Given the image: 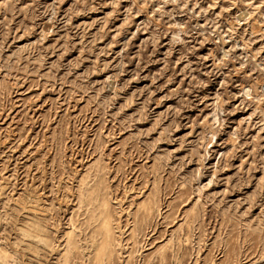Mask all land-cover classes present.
I'll return each instance as SVG.
<instances>
[{"label": "rangeland", "instance_id": "374dc122", "mask_svg": "<svg viewBox=\"0 0 264 264\" xmlns=\"http://www.w3.org/2000/svg\"><path fill=\"white\" fill-rule=\"evenodd\" d=\"M0 264H264V0H0Z\"/></svg>", "mask_w": 264, "mask_h": 264}]
</instances>
